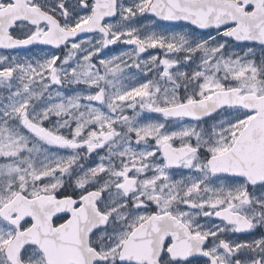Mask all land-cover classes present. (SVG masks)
Wrapping results in <instances>:
<instances>
[{
	"label": "snow or ice",
	"instance_id": "6c2138e0",
	"mask_svg": "<svg viewBox=\"0 0 264 264\" xmlns=\"http://www.w3.org/2000/svg\"><path fill=\"white\" fill-rule=\"evenodd\" d=\"M0 50V264H264V0H0Z\"/></svg>",
	"mask_w": 264,
	"mask_h": 264
},
{
	"label": "flooded vegetation",
	"instance_id": "af4514ba",
	"mask_svg": "<svg viewBox=\"0 0 264 264\" xmlns=\"http://www.w3.org/2000/svg\"><path fill=\"white\" fill-rule=\"evenodd\" d=\"M159 22V21H158ZM161 23V22H160ZM164 25H172V24H166V23H162ZM175 24V23H173ZM84 34H82L83 36ZM113 46H110V51H106L104 53H101V56H106V55H110V54H114V53H119L121 52L118 49H112ZM30 50L28 49H23V50H12L13 55H20V56H28V57H32V56H36V57H41L43 55H45L47 52L52 51L53 49L51 48V46H46V45H33V46H29ZM0 54H7L4 52V50H0ZM148 54V53H146ZM144 54V55H146ZM148 118L153 119V120H162L163 118L159 116V114H145ZM216 223H219V221H216ZM264 231V229H257L253 231L254 236L259 237L260 233ZM234 239H245V238H252V236H245L244 234H237L236 236L233 237Z\"/></svg>",
	"mask_w": 264,
	"mask_h": 264
},
{
	"label": "rangeland",
	"instance_id": "374dc122",
	"mask_svg": "<svg viewBox=\"0 0 264 264\" xmlns=\"http://www.w3.org/2000/svg\"><path fill=\"white\" fill-rule=\"evenodd\" d=\"M138 24H143V25H151L153 27H156L158 30H167V31H181V30H185L183 29V25L184 23H175L172 25H164L160 22H158V20H156L154 17L149 16L148 14H146L145 17H141L139 18V20L137 21ZM205 35L207 34V32H203ZM215 33L213 32V35ZM117 47V48H116ZM131 46H126L123 44H119L117 43L114 47H112V49H118L121 52L122 51H127L130 49ZM158 50L156 49H149L148 54H155ZM148 54L144 55V58H147ZM256 56L257 58H259L261 56V50L259 48V46H256Z\"/></svg>",
	"mask_w": 264,
	"mask_h": 264
},
{
	"label": "water",
	"instance_id": "95a60500",
	"mask_svg": "<svg viewBox=\"0 0 264 264\" xmlns=\"http://www.w3.org/2000/svg\"><path fill=\"white\" fill-rule=\"evenodd\" d=\"M164 22H167V21H164Z\"/></svg>",
	"mask_w": 264,
	"mask_h": 264
}]
</instances>
